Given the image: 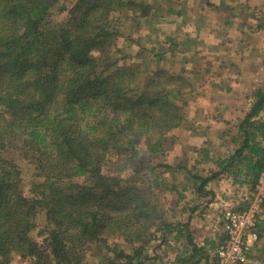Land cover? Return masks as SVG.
<instances>
[{
    "label": "trees",
    "instance_id": "trees-1",
    "mask_svg": "<svg viewBox=\"0 0 264 264\" xmlns=\"http://www.w3.org/2000/svg\"><path fill=\"white\" fill-rule=\"evenodd\" d=\"M155 1L0 0V264H10L12 253L29 264H88L92 251L105 264H144L173 232L190 250L175 261L199 264L210 259L205 245L225 240L221 233L198 246L191 216L203 211L214 196L208 184L223 175L254 189L264 166V86L254 89L237 125L231 140L238 146L215 168L201 166L206 147L195 150L202 161L189 167L163 161L166 142L186 122L192 83L163 67L144 80L118 65L119 38L135 40L126 23L147 16ZM54 7L61 11L56 22ZM13 153L31 165L28 182ZM127 168L145 181L124 179ZM164 168L172 169L169 179ZM159 190L175 193L177 205L190 191L204 206L183 205L182 217L167 219ZM262 210L256 231L264 264V199Z\"/></svg>",
    "mask_w": 264,
    "mask_h": 264
},
{
    "label": "crops",
    "instance_id": "crops-1",
    "mask_svg": "<svg viewBox=\"0 0 264 264\" xmlns=\"http://www.w3.org/2000/svg\"><path fill=\"white\" fill-rule=\"evenodd\" d=\"M155 5L137 21L139 30L133 34V42L140 47L135 52L149 54L144 58L152 63V70L163 67L188 77L192 88L184 125L189 128L181 132L183 138L190 134V139L177 141L174 148L183 151L188 147L192 160L202 161L195 150L206 147L209 159L201 166L215 168L218 157H226L238 146L231 140L236 132L231 131L249 110L253 91L259 86L254 80L257 68L264 66V0H168V4L158 0ZM221 181H229L228 186L233 182L225 175L211 181L207 188L213 198L205 206V198L197 201L204 206L199 215H208L211 228L201 242L194 240L198 246L222 233L218 216L223 208L241 207V201L252 195V188L249 196L242 191L229 193V188L220 186ZM179 247L178 253H190L182 242ZM205 249L208 253L213 248L205 245Z\"/></svg>",
    "mask_w": 264,
    "mask_h": 264
},
{
    "label": "rangeland",
    "instance_id": "rangeland-1",
    "mask_svg": "<svg viewBox=\"0 0 264 264\" xmlns=\"http://www.w3.org/2000/svg\"><path fill=\"white\" fill-rule=\"evenodd\" d=\"M65 1L70 2L72 0H65ZM164 1H166V2H164ZM165 3L168 4V0H162V4H165ZM60 14H61V11L57 7L52 8L50 20L53 22H56L59 19ZM137 21H139V19H137ZM126 25L127 26L125 27V33L128 34V31H129V35H133V34L135 35L137 33V31L139 30V28H138L139 26H138L137 22H135V23H128L127 22ZM141 39H140V41H142ZM119 41H120L119 46H118L120 49L119 54L123 55V58L118 61V65H122L125 67H132L134 69H137L139 74L141 75V77H143V79L145 80L154 71V70H152L153 69L152 63H149L148 59L144 58V57H148L149 54L145 53L142 50L139 52H135V50L138 49L137 45L139 46V44L136 45V43H134L133 41L126 40L125 36L120 37ZM139 53L141 55H139ZM259 71H260V69L257 68V73L255 74L254 83L256 84V82H257V85L264 86V83L259 81V77H258ZM186 99H187V101H189L188 96H186ZM197 100H199V98ZM188 128H189V125H183L181 130H178V132L175 131L174 137L171 140L166 142V144H165L166 149H165L164 155L161 156V159L163 161H167L170 163V165L174 166L178 162H180L182 159L183 160L182 163L186 167H189L191 165L192 158L190 156V151H189L190 148L186 147L185 150H183V151L178 150L179 149L178 147L174 148V145L177 141H180L181 139H183L182 140L183 142H187L188 139H190L189 131H188L189 135L185 138H183L184 134H183V132H181L183 130L184 131L188 130ZM236 130H237V125H234V128L231 131V133L235 134V132H236V134H237ZM176 132H177V134H176ZM177 146H179V145H177ZM11 155L15 159V161L19 164L20 173H21V177H22L23 181L28 182L31 179V176H33V170H32L31 165H29L28 163H25V161L21 160L20 156L17 153H13ZM111 157L113 158L114 156L110 155L109 158L112 159ZM120 174H122L124 179H128V178L132 179V180L135 179L137 184H140L142 181H145V180H141V179H143L141 174L133 173L132 170L129 168L125 169L124 172H121ZM162 176L166 177V179H169L170 177H172V169L164 168L162 171ZM230 178H231V180H233L235 177L231 176ZM239 179H241V177L236 178V180H234L230 186H228L229 181H221L220 186L225 188V189L229 188L230 189L229 193H231L233 191H238V192L242 191L243 195L249 196L250 195L249 194L250 189H249L248 185H241L240 183H238ZM178 181H180V182L184 181V177H181L180 180H178ZM214 184H216V183H214ZM252 193H253V190H252ZM175 199H176L175 193H171V192L164 191V190H162V191L159 190V200H160V203L162 204V206L167 211V219L178 220L180 217H182L181 213H179V209L181 208V206L185 205L186 207H192L195 205V203L197 201V199L194 198V194L190 191H187L185 193V198L183 200H180L177 202L178 205L176 204ZM246 201L247 200H243V201H241V203H244ZM200 213H201V210H197L196 212H194L191 216L192 218H191L190 224H189V230L191 231L194 240L196 239V241H198V242H201L202 236L206 235L208 233V231H210V229H211L210 228V221L209 220L206 221V218L208 215H205L203 212L202 214H204V215L201 216L202 214L199 215ZM200 217H205V218L201 219ZM201 220L203 222H201ZM37 222L40 225L44 224V213L43 212L38 213ZM201 223L204 224V227L199 226V224H201ZM172 234H174V232ZM172 234L170 235V237H168L170 244L169 245H161V246L158 245V246H156L153 253L150 252L151 253L150 258L145 260L144 264H174L175 263L176 254L180 250L179 245L183 241V238H181V240H179V243H178L177 241H175L172 238L173 237ZM120 245L123 248H125L127 251H130V249L127 247V245L125 243L120 242ZM214 249L215 248L213 247V249H211V251L208 252V256H209L208 258H210V259H208L209 262H210L211 258L213 257L212 253H213ZM87 255H86V257L88 260V264H105V263L100 261L102 255H104L101 251H99V252L92 251V252L87 253ZM30 260H31L30 258L21 257L17 253H12L10 264H29ZM203 264H205V263L203 262Z\"/></svg>",
    "mask_w": 264,
    "mask_h": 264
},
{
    "label": "built area",
    "instance_id": "built-area-1",
    "mask_svg": "<svg viewBox=\"0 0 264 264\" xmlns=\"http://www.w3.org/2000/svg\"><path fill=\"white\" fill-rule=\"evenodd\" d=\"M259 81L264 82V66L259 71ZM264 166L260 171L253 193L245 208H223L218 216L219 227L225 240L213 250V264H263L259 253L260 239L256 225L263 217Z\"/></svg>",
    "mask_w": 264,
    "mask_h": 264
}]
</instances>
